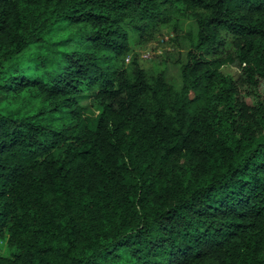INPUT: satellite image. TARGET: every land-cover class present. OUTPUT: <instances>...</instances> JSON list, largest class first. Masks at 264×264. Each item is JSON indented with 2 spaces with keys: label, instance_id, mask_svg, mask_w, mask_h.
Here are the masks:
<instances>
[{
  "label": "trees",
  "instance_id": "obj_1",
  "mask_svg": "<svg viewBox=\"0 0 264 264\" xmlns=\"http://www.w3.org/2000/svg\"><path fill=\"white\" fill-rule=\"evenodd\" d=\"M171 15L179 90L120 62ZM262 86L264 0H0V264H264Z\"/></svg>",
  "mask_w": 264,
  "mask_h": 264
},
{
  "label": "rangeland",
  "instance_id": "obj_2",
  "mask_svg": "<svg viewBox=\"0 0 264 264\" xmlns=\"http://www.w3.org/2000/svg\"><path fill=\"white\" fill-rule=\"evenodd\" d=\"M196 30L195 22L171 15L167 18V22L152 25L141 36L132 33L133 42L130 51L121 58L120 62L124 68L131 70L132 60L136 58L149 81H154L159 74H162L168 86L173 90H179L182 86V66ZM29 50L30 53L41 52L43 48L31 46ZM222 70L232 74L234 78L238 77L239 72L235 67L226 66ZM260 93L264 95V86L261 87ZM80 104L87 106L88 113L96 114L91 98L83 97ZM4 249L5 247L2 246L1 250Z\"/></svg>",
  "mask_w": 264,
  "mask_h": 264
}]
</instances>
